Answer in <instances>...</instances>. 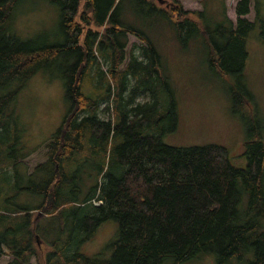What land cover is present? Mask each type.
<instances>
[{
	"label": "trees",
	"instance_id": "1",
	"mask_svg": "<svg viewBox=\"0 0 264 264\" xmlns=\"http://www.w3.org/2000/svg\"><path fill=\"white\" fill-rule=\"evenodd\" d=\"M20 1L0 0V170L10 196L24 191L39 198L14 205L6 197L10 206H0V256L6 250L7 264H30L33 257L36 264H178L205 252L214 253V264H264L263 126L248 130L245 168L230 162L224 146H170L146 129L159 119L155 66L162 33L166 30L181 45L199 40L219 74H240L247 58L245 39L254 25L244 17L250 0L236 1L235 23L226 14L225 0L214 22L207 17V0H200L203 9L194 12L177 0H168V8L155 0H50L59 7L63 39L44 45L11 32ZM129 35L139 43L127 48ZM96 56L103 58L115 91ZM56 62L65 67L68 111L44 145V160L30 171L25 159L34 151L23 148L14 112L4 111L31 76ZM132 76L137 82L127 96ZM143 90L152 93V104L138 101ZM232 96L238 98L236 92ZM102 105H114L113 121L100 116ZM167 113L174 129L175 111L169 107ZM89 160L96 164L98 181L77 200L69 195L79 189L69 171ZM35 210L56 220L57 239L49 241L40 222H33ZM77 216L83 240L103 221H116L109 257L69 251L64 233L68 219L74 224ZM40 234L46 243L37 238ZM38 241L45 245L43 252Z\"/></svg>",
	"mask_w": 264,
	"mask_h": 264
},
{
	"label": "rangeland",
	"instance_id": "2",
	"mask_svg": "<svg viewBox=\"0 0 264 264\" xmlns=\"http://www.w3.org/2000/svg\"><path fill=\"white\" fill-rule=\"evenodd\" d=\"M155 1L168 8V0ZM177 1L181 3L184 10L190 12L203 9L200 0ZM236 1L225 0L226 14L233 23L236 22L234 11ZM207 5L209 21L220 20V0H207L206 8ZM244 17L254 22V25L245 39L247 58L240 74H219L211 66L210 57L199 40L192 39L187 44L181 45L175 39L173 41L169 38L166 30L162 29L165 30L164 34L162 33L164 39L157 42L161 54L160 63L155 66L156 77L159 79L155 91L159 119H155L151 126L146 128L148 132L158 135L165 144L170 146L187 147L206 144L224 146L228 150L230 162L242 168H245L247 164L243 146L248 130L257 124L263 126L261 132L264 143V0H250L249 13ZM11 32L18 39L31 44L44 45L61 42L63 37L59 24L58 5L50 0H21L14 11ZM133 42L139 43L137 38L129 35L127 48ZM96 57L101 68L106 71L107 79L115 91L114 81L107 72L103 58ZM64 71L65 67L60 62L38 70L26 85L17 91L9 111L4 112L13 113L16 110L21 112L23 119H25L24 116L32 115L33 122L36 123L46 116L54 122L55 127L58 124L60 127L63 121L61 123L58 121L67 113V102L64 98ZM158 77H161L162 80ZM13 88L14 85L11 84L10 89ZM233 92H236L237 99L233 98ZM150 94L152 93L150 92L146 97H139L138 101L147 100L152 104L153 97L151 95L150 98ZM112 106V109L111 107L106 109V106L102 105L100 116L113 121L114 105ZM169 107L174 109L176 115L174 129H171L172 122L167 113ZM154 116L155 114L152 115V117ZM18 134L20 135L19 140L24 143V149L41 144V140L45 137L44 133L34 128L18 132ZM44 145H39L37 150L25 159L30 164V171L36 164L44 160L46 150ZM96 172V164L91 160L72 168L69 171V177L75 185L79 186V189L76 192H70L69 195L77 200L83 199L85 193L98 181ZM3 175L4 173L0 170V206H10L5 201L6 197L13 198L14 205H30L39 198L24 191L10 196L11 193L4 189ZM17 177L21 183L27 182L23 171L19 168H17ZM33 183L40 184L36 180H33ZM246 196V192L243 191L238 207L240 213L245 210ZM85 209L92 210L90 205H87ZM68 220L69 224H67L64 234L65 242H70L69 251L77 250L86 256L102 253L105 258L109 257V245L115 240L117 232L115 220L103 221L87 240L81 239L84 232L77 228L79 216L76 217L75 227L74 224H71L72 220ZM33 222H40L46 230L49 241L59 237L55 225L56 220L46 217L44 212L35 210ZM37 238H41L46 243L41 234L40 237L37 235ZM38 244L41 245L40 248L38 247L39 250L43 252L41 248L45 249V245L40 244L39 241ZM10 260L11 257L5 250L0 256V264H7ZM170 262L167 260L163 264ZM214 263V253L205 252L178 264ZM30 264H36L34 257Z\"/></svg>",
	"mask_w": 264,
	"mask_h": 264
},
{
	"label": "crops",
	"instance_id": "3",
	"mask_svg": "<svg viewBox=\"0 0 264 264\" xmlns=\"http://www.w3.org/2000/svg\"><path fill=\"white\" fill-rule=\"evenodd\" d=\"M128 50H130V49H128ZM133 52L136 54V53L139 52V50L135 49ZM136 82H137L136 79H134L133 76H132L130 78V85L127 87V89L125 91V93L127 94V96H129V94L134 89L133 87L136 85ZM140 95L142 97H146L147 90L141 91ZM100 108H101V106H100ZM67 111H68V103H67ZM14 115H15V117H14L15 118V126L19 130V132L28 131V130H30V128H34V129H36V130L44 133L45 137L41 140V142H40L41 144L34 145V147L31 148L33 151H36L37 150V147L39 145L46 144L51 139V137H52L51 135L53 134L54 130L57 127H59V124H58V126L55 127L54 122L52 120L48 119L46 116L44 118H42L40 122H37L36 123V122H33L34 119H33V116L32 115H29L28 117H25L24 116L25 119H23L22 116H21V112H18L16 110L14 111ZM63 120H64V116L59 119L58 123H61ZM0 126H1V124H0ZM21 142L23 143V141H21Z\"/></svg>",
	"mask_w": 264,
	"mask_h": 264
}]
</instances>
